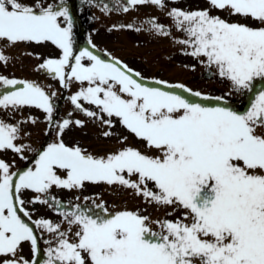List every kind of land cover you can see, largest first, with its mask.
<instances>
[{
    "label": "snow or ice",
    "instance_id": "6c2138e0",
    "mask_svg": "<svg viewBox=\"0 0 264 264\" xmlns=\"http://www.w3.org/2000/svg\"><path fill=\"white\" fill-rule=\"evenodd\" d=\"M87 3L106 13L145 4L166 7L165 0H115L112 7L101 0ZM208 3L206 9L171 8L167 14L185 33L176 40L184 46L183 54L230 81L231 91L224 96L203 95L160 79L153 81L159 86H150L139 71L116 57L96 54L91 39L93 50L85 47L76 54L74 17L67 0H0V63L12 59L7 48L50 42L60 55L45 59L39 69L64 89L72 81L80 83L68 97L74 107L107 126L104 137L113 135L118 120L155 153L127 145V136L120 139L124 147L105 155L66 144L64 131L72 124L83 127L84 122L53 118L57 92L52 86L0 74V87L6 89L0 92V110L38 108L56 133L33 167L12 171V165L0 159V264H39L38 233L21 216L31 221L21 198L25 191L36 194L29 202L49 204L68 224L62 230L61 222L49 218L33 222L35 229L55 236V246L46 242L43 264H264V0ZM213 8L250 18L258 26L228 22L212 15ZM138 23L119 27L170 34L155 17ZM233 92L253 94L245 110L229 105ZM193 97L216 103L204 104ZM82 100L97 111L85 108ZM29 121L36 122L34 117L15 124L0 119V151L12 150L23 158L26 146L16 141L21 125ZM100 183L131 189L146 203L171 207L167 216L177 210L182 215L153 221L140 211L109 213L103 204L65 205L51 194L53 187L83 190L87 184ZM152 224L159 230L154 231ZM24 243L30 244L31 260L19 254Z\"/></svg>",
    "mask_w": 264,
    "mask_h": 264
},
{
    "label": "rangeland",
    "instance_id": "374dc122",
    "mask_svg": "<svg viewBox=\"0 0 264 264\" xmlns=\"http://www.w3.org/2000/svg\"><path fill=\"white\" fill-rule=\"evenodd\" d=\"M70 1L67 0L69 9L71 8ZM79 1L85 2L82 7L79 6L78 8L79 16L84 24V32H80L79 24L74 20V51L76 54L85 47L93 50L89 44V39H91V42L97 46L93 50L96 54L101 55L105 59H109L112 56L116 57L134 71H139L145 78L144 82L149 83L150 86H159L153 84V81L160 79L173 84L182 83L186 87L193 89V91H200L203 95L211 97L224 96L231 91L230 81L220 78L218 75H212L215 72V68L209 70L205 64L200 63L196 58L183 54L182 49L184 46L176 43V40L184 38L185 33L175 27L174 19L167 14L171 8L184 10L209 8L208 0H165L166 7L163 9L152 4H145L138 5L128 12L114 8L110 13L102 11L100 7L90 6L87 0ZM101 2L109 4L110 7L115 4V0H101ZM70 12L72 13V11ZM211 14L218 15L228 22H240L250 26H258L256 21L250 18L229 15L226 10L213 8ZM150 17L157 18L160 23L170 30V34L165 36L146 30L137 32L133 29L119 27V25H127L129 23L140 26L139 21L147 20ZM114 25L117 26L115 29H113ZM144 27L147 28V25ZM110 29L112 30L110 31ZM6 54L12 57V59L7 64L0 63V74L9 78L51 85V90L57 92L56 110L53 118L56 121L70 118L84 122L83 127L72 124L64 131L63 140L66 144L70 146L79 145L94 155H105L124 147L125 144H122L120 139L127 136V145L137 147L141 151H148L149 154H155L146 148L143 140L137 139L129 133L118 120L115 121V127L111 129L113 135L104 137L103 132L108 130L107 126L101 124L98 120H92L85 116L68 99V97L79 90L81 87L80 83L72 81L70 88L64 89L58 80L53 79L45 70L39 69V65L45 59L57 58L60 55V50L55 45L50 42L41 44L35 42L21 43L7 48ZM200 59H203V57ZM186 65L187 67H185ZM192 66H195V70H192ZM5 90L0 87V92ZM176 91L181 90L177 89ZM182 94L188 95L187 93ZM193 99L208 105L216 103L215 100H204L202 97H193ZM227 99L231 107L238 111H243L253 99V94L233 92ZM57 103L59 105L61 103V106H58ZM80 103L85 108L97 111L96 106L88 104L87 101L82 100ZM69 113H71L70 117ZM29 117H34L36 122L32 123L29 121L22 124L20 138L16 141L17 145L26 146L22 153L23 158L21 154H17L12 150L0 151V159L12 165V171L20 172L26 170L28 167H33L35 160L43 148L56 139L55 131L50 130L54 126L49 124L42 110L35 107H24L15 112L11 109L0 110V119L13 124L20 120H27ZM113 119L115 120V118ZM96 187H103L104 190L102 192L107 193L106 195L108 196L110 195L105 183L87 184L83 190L71 191L53 187L51 193H55L53 195L65 205L69 201L80 203L82 207L88 208H94V205L103 204L109 213L111 211L119 212L124 210L140 211L141 214L149 216L153 221L165 218L175 220L182 215V210H177L172 216H167V213L173 212L171 207L146 203L142 197L135 195L131 189L126 188H123L125 190L122 193L117 194L115 192L112 196H109L114 204L111 201L105 202L104 199L107 197L103 198L102 195L101 197H96L97 194L94 193V191L96 192ZM35 195L32 191H25L23 193L21 198L25 200L24 208L30 213L31 221L27 217H24L23 213H21V216L38 233L41 251L37 259L40 264L41 260L44 261L47 258L46 249L49 247V244L46 242L52 241V246H55V236L46 231L35 229L33 222L41 218H49L53 221L61 222L62 230L67 229L68 224L62 221V217L49 204L29 202ZM95 210L98 211L99 209ZM151 227L154 231L159 230L157 224H152ZM76 230L73 227L71 232L74 233ZM72 238L74 239V236ZM19 254L31 260L33 256L30 244L24 243L22 252Z\"/></svg>",
    "mask_w": 264,
    "mask_h": 264
},
{
    "label": "bare ground",
    "instance_id": "6f19581e",
    "mask_svg": "<svg viewBox=\"0 0 264 264\" xmlns=\"http://www.w3.org/2000/svg\"><path fill=\"white\" fill-rule=\"evenodd\" d=\"M0 157H1V155H0ZM96 186H99V185H96ZM107 189H108V191H109V196H112L115 192H117V194H119V193H122V191L123 190H125V189H123L124 187H121V186H118V185H112V186H109V185H107ZM122 188V189H121ZM98 189V190H97ZM102 190H104V188L103 187H101V188H97L96 187V192L94 191V193L95 194H97L96 195V197H101V195H102V197L103 198H106V199H104V201L105 202H109V201H111L113 204H114V202L110 199V197L108 196V195H106L104 192H102ZM114 190V191H113ZM100 192H102V193H100ZM52 194V193H51ZM54 195H55V193H53ZM52 194V195H53ZM128 204V203H127ZM129 205V204H128ZM124 206V205H123ZM125 207V206H124ZM99 211V210H98ZM111 213H114L113 211H111ZM40 264H43V261L41 260V263Z\"/></svg>",
    "mask_w": 264,
    "mask_h": 264
}]
</instances>
